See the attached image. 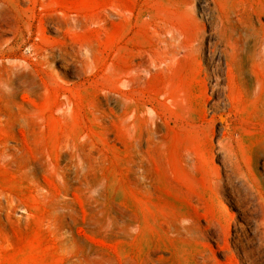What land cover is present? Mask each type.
<instances>
[{"label": "rangeland", "instance_id": "1", "mask_svg": "<svg viewBox=\"0 0 264 264\" xmlns=\"http://www.w3.org/2000/svg\"><path fill=\"white\" fill-rule=\"evenodd\" d=\"M135 19L154 20L151 59L129 40ZM191 49L206 108L225 106L222 87L234 86L228 124L256 207L246 221L222 192L234 219L227 248L216 246L222 229L206 234L212 251L194 239L214 215L203 177H189L178 158L186 126L167 135L169 148L140 149L121 117L130 77L113 64L115 53H133L136 106L142 76ZM158 127L147 123L144 137ZM255 219H264V0H0V264H264Z\"/></svg>", "mask_w": 264, "mask_h": 264}, {"label": "bare ground", "instance_id": "2", "mask_svg": "<svg viewBox=\"0 0 264 264\" xmlns=\"http://www.w3.org/2000/svg\"><path fill=\"white\" fill-rule=\"evenodd\" d=\"M130 20L118 19L115 23L124 25ZM163 20H165V24L168 19ZM133 21L136 30L133 36L130 35L129 40H135L134 48L143 52L141 56L151 59L152 39L156 36L155 30L151 26L154 20L135 19ZM192 52L191 49L186 54L173 58L170 63L155 66L154 69L151 68L150 75L142 76L147 85L146 99L136 106L130 103L129 96L134 94L135 90L129 88L133 81L132 75L127 71L132 66L130 58L133 53L127 51L115 53L113 64L117 66L122 77H130L129 80L122 81L123 88L119 92L121 98L127 101L121 117L127 126L129 124L135 125L134 132L140 149L144 143L159 150H163L165 147L169 148L176 143V140L171 137L166 142L167 135L172 133L175 126H186L185 135L182 136L184 138L178 140L176 144L179 147L178 158L189 177L194 173L203 177L211 202L209 206L205 205V201H201V199L197 200V203L202 208L208 206L209 210L213 207L214 215V219L206 220L205 225L199 223L197 228L201 233L194 239L200 245H208L203 241L206 234L211 231V227L214 229L219 227L225 235L222 238L218 234L215 236L216 246L221 242L222 247L227 248V239L230 236V226L234 215L222 198V192L228 191L233 197V204L240 209L239 212H241L244 220L248 221V215H255L256 213V207L251 203L249 194L245 189V182L250 181V176L246 170L241 168L240 164L238 165L234 150V143L237 139L234 138V129L228 124L238 110V105L235 100L234 86L231 82H227L222 87L225 106L220 107L216 100H211L212 104L206 108L205 101L210 98L207 96L206 82L201 75L204 73L196 59H192ZM187 65L194 69L195 85L190 86L187 81L188 78L185 74ZM210 90L214 91L213 85H211ZM198 111L199 116H197ZM150 118L152 121L149 120ZM179 120L183 122L180 123ZM147 123L154 131L159 128L158 126H163L164 132L156 131L152 139L144 137L143 128L147 127ZM217 124L220 125L219 133L216 130ZM217 156L221 157V167L214 164ZM234 177L242 182L241 185L237 184ZM184 218L188 222L187 227L192 225L188 217ZM256 232L258 234L264 232V219L254 220L255 236ZM256 238L259 239L257 236ZM208 246L209 250L212 251L213 248ZM246 255L250 254L246 253Z\"/></svg>", "mask_w": 264, "mask_h": 264}]
</instances>
